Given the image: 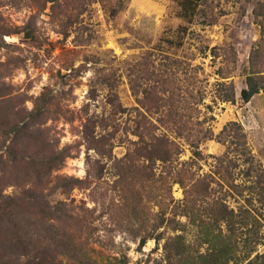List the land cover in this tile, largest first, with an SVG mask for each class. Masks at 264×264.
I'll return each mask as SVG.
<instances>
[{"label": "rangeland", "instance_id": "obj_1", "mask_svg": "<svg viewBox=\"0 0 264 264\" xmlns=\"http://www.w3.org/2000/svg\"><path fill=\"white\" fill-rule=\"evenodd\" d=\"M179 10L0 0V264H245L264 252V108H239L247 76L264 79V0H200L190 21ZM179 24L177 47L165 39ZM222 81L233 99L220 98ZM188 114L192 136L214 133L200 157L175 135ZM230 120L244 154L214 137ZM142 130L175 137L176 160L144 152ZM181 164L188 197L171 182ZM220 200L257 214L263 240L249 258L234 256V234L243 251L251 230L215 216Z\"/></svg>", "mask_w": 264, "mask_h": 264}, {"label": "trees", "instance_id": "obj_2", "mask_svg": "<svg viewBox=\"0 0 264 264\" xmlns=\"http://www.w3.org/2000/svg\"><path fill=\"white\" fill-rule=\"evenodd\" d=\"M200 0H178V4L180 5L179 15L186 21L192 20L193 16L196 14V10L198 7ZM188 32V25L187 24H179L175 29V38H166L165 40L167 42L175 43L177 47L182 46L183 44V37ZM261 49H257L259 51L258 55L263 53ZM222 87V92L218 91L220 93V98L224 100H229L234 98V91H233V85L232 83H220ZM260 89H264V79L262 81H259V78H253L251 75L247 76L246 85L240 89V97L244 102L250 100V98L260 92ZM191 119L192 117L188 114L187 118L185 119L186 122H188V125L185 126L184 124L179 125L180 129H177L176 131V137L182 138L183 140L189 142L192 146L195 147L193 150V155L201 156V151L198 149L199 143L202 142L205 139L213 138V130L210 127H199L195 133V135L192 136V131L188 130L191 125ZM181 120H183L181 118ZM184 120V121H185ZM190 123V125H189ZM188 127L187 129L184 128ZM242 129V126L240 123H238L236 120H230L228 123H226L223 128L217 133L214 137H217L219 140L223 141L227 144V147L234 151V143L236 145V148L238 149V144H242V147L238 150L241 151V154H244L246 152V147L244 146L245 141L242 140V138L245 136L243 132L240 133V130ZM148 134L145 130L140 131L138 134L139 141L142 145L144 152H151L153 153L155 158H158L162 161H168L170 164L176 160L178 153L181 151L180 144L178 141H176L175 137H171L168 133L161 132L159 134H155L152 137H148ZM241 141V142H240ZM149 147V151L146 149ZM248 152V150H247ZM249 157H246V160H248ZM175 159V160H174ZM51 160V159H50ZM49 162V161H48ZM56 165H53V167ZM52 167V168H53ZM188 169L184 167V164H181L180 167L175 168L171 167L170 165V175H171V182H179L185 191V197H188L189 195V182L186 181ZM44 175L38 177V181H41ZM201 179V178H200ZM197 183L191 184L190 186L194 187L193 190L197 195L202 194V191L206 189L204 180L201 181L202 188H196ZM234 189L238 191V188L234 185ZM254 196L256 200L259 202V208L264 207V185L261 184V188L258 192L254 193ZM197 198V197H196ZM217 206L215 207V216H217L220 219H227L229 216H234V224L236 223L237 229H240L239 232L243 231L244 227H249L251 230V235L249 242H251V247L249 248H237L238 241L241 240V238L235 237L234 234V256H236V252H244L243 256H246L247 258L250 257V255L255 252L256 245L263 240V235L260 233V220L258 219L257 214L251 213V211L247 207H241L239 210L234 208V214L232 209H229L227 204L220 200L215 201ZM249 225V226H248ZM145 239L142 240V243H144ZM261 255H264L263 253L256 252L253 257L249 258L245 264H258L257 258Z\"/></svg>", "mask_w": 264, "mask_h": 264}, {"label": "crops", "instance_id": "obj_3", "mask_svg": "<svg viewBox=\"0 0 264 264\" xmlns=\"http://www.w3.org/2000/svg\"><path fill=\"white\" fill-rule=\"evenodd\" d=\"M256 107V109H263L264 108V91H260L256 94H254L248 102H244L243 105H241L239 108H245L249 104H251ZM248 104V105H247Z\"/></svg>", "mask_w": 264, "mask_h": 264}]
</instances>
